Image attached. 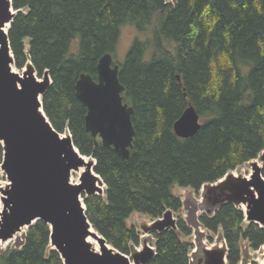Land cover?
<instances>
[{
  "label": "trees",
  "instance_id": "1",
  "mask_svg": "<svg viewBox=\"0 0 264 264\" xmlns=\"http://www.w3.org/2000/svg\"><path fill=\"white\" fill-rule=\"evenodd\" d=\"M8 31L14 65L32 66L52 84L44 112L60 134L70 132L81 155L94 159L104 195L84 196L93 228L117 251L140 246L134 213L161 218L180 210L176 186L199 192L264 151V0H13ZM149 33L116 59L122 28ZM119 65L123 101L133 108L135 138L129 159L86 130L87 109L77 98L80 76L97 80L105 54ZM202 127L191 138L174 133L189 105ZM4 148L0 143V167ZM264 175V171H263ZM1 178V172H0ZM199 217L220 234L228 264L241 261L242 242L257 251L264 228L226 202ZM153 232L156 255L148 264H191L192 230ZM51 229L38 220L22 243L0 249V264H64L50 245Z\"/></svg>",
  "mask_w": 264,
  "mask_h": 264
},
{
  "label": "water",
  "instance_id": "2",
  "mask_svg": "<svg viewBox=\"0 0 264 264\" xmlns=\"http://www.w3.org/2000/svg\"><path fill=\"white\" fill-rule=\"evenodd\" d=\"M12 3L13 0H0V143L4 148L0 169L8 180L6 187L0 186L3 205L0 241L14 239L24 228L41 220L50 226V245L64 264H148L155 257L156 249L146 247L130 258L111 247L91 225L81 196L84 193L87 197L102 195L103 189L96 185V179L106 185L91 173L96 161L86 162L74 146L70 132L62 137L47 118L42 97L52 84L49 72L39 80L32 66H27L22 75L12 69L14 55L8 38L15 17ZM97 73V80L90 74H82L76 85L77 98L87 109L86 130L99 137L104 146L113 147L120 156L129 159L135 138L134 111L123 101L125 87L112 54L100 59ZM201 127L200 116L190 104L173 129L176 136L188 139ZM258 158L264 163V151ZM251 166L248 178L227 179L223 183L230 194L222 203L245 205L247 221L264 228V167L256 160ZM81 167H87V171L81 182L74 184L71 174ZM177 228L173 211L168 209L161 218L142 229L150 234ZM89 237L97 240L100 252L88 242ZM199 264H226V255L209 250Z\"/></svg>",
  "mask_w": 264,
  "mask_h": 264
},
{
  "label": "rangeland",
  "instance_id": "3",
  "mask_svg": "<svg viewBox=\"0 0 264 264\" xmlns=\"http://www.w3.org/2000/svg\"><path fill=\"white\" fill-rule=\"evenodd\" d=\"M175 1L176 0H168V2H175ZM13 13L16 14V11H14ZM147 37H149V33L147 32L142 33L132 26L123 27L120 41L116 51V59L120 62H123L127 51L129 50L130 46L135 41V39L139 38L141 40H145ZM26 67H24L23 69H18L14 64L12 65V69L21 75L26 70ZM34 74L37 77V79L39 80L43 79V76L40 77L37 72H34ZM85 160L88 163L94 162L92 159L87 157H85ZM256 161H260V158H257ZM252 162H254V160L228 173L226 178L221 179L223 180L222 183L221 180H219L215 184L203 187L199 192L193 191L192 189L189 188H182L179 186H176L174 188V194L178 198H180L182 202V207L180 208V210L178 211L172 210L174 214V218L177 220V222L180 220L183 221L187 225V227H189L192 230V235L186 238V240L192 243L194 246L190 252L191 264H199V261L201 259L206 258V252L209 250H219L221 252H224L226 255V264H228L227 254L229 249L225 240L222 238V236L219 233L215 235L205 230L203 227H201L199 223V217L204 213L212 214L213 212L212 210L217 206H219L224 201L223 199L230 194L226 186L223 184L226 182L227 179H228L227 181H232L235 178L250 176L252 172V166H251ZM90 170L93 175L97 176V174L94 172L93 166L91 167ZM86 171H87V167H81L80 170L73 171L70 177L71 182L74 184L80 183L81 178ZM0 172H1L0 186L3 185L6 187L8 185V180L6 179V175L4 174V172L2 170H0ZM96 185L100 186L103 189L102 195H104L106 187L97 179H96ZM84 196H87V194L84 193L81 196L82 201H84ZM2 207L3 205L0 201V214L2 211ZM237 207L243 210L244 212H246L244 205H237ZM155 220H156L155 218H151L148 215H144L140 213H134L129 218L128 220L129 224L137 228L141 238L140 246L135 248V253L142 252L146 247L155 249L156 239L154 235L152 233L146 234L142 229L144 226L151 225ZM246 223L249 222L247 221ZM24 229H23L24 232L22 231H21L22 233L19 232L20 234L18 233L14 239L7 242L0 241V249H5L8 246H15L22 243L28 231V228H24ZM94 250H96V248H94ZM96 251L100 252L99 246ZM129 257L132 258V256ZM239 264H264V246L261 247L259 250L254 251L249 248L248 244L245 241H243L242 249H241V261Z\"/></svg>",
  "mask_w": 264,
  "mask_h": 264
},
{
  "label": "bare ground",
  "instance_id": "4",
  "mask_svg": "<svg viewBox=\"0 0 264 264\" xmlns=\"http://www.w3.org/2000/svg\"><path fill=\"white\" fill-rule=\"evenodd\" d=\"M43 112V111H42ZM68 135V133H64L63 135H62V137H65V136H67ZM258 162V164L260 165V167H263V165H264V163H262V162H260V161H257ZM83 170V169H82ZM81 170V171H82ZM249 177V176H248ZM247 177V178H248ZM1 187L3 188V187H5V186H3V185H1ZM244 207H245V210H246V206L244 205ZM25 230V229H24ZM24 230H22V232H24ZM21 232V233H22ZM20 234V233H19ZM88 242L90 243V244H92V246L94 247V248H96V250H97V248H98V246H99V244H98V242H97V240H95L94 238H92V237H89V239H88ZM100 247V246H99Z\"/></svg>",
  "mask_w": 264,
  "mask_h": 264
},
{
  "label": "snow or ice",
  "instance_id": "5",
  "mask_svg": "<svg viewBox=\"0 0 264 264\" xmlns=\"http://www.w3.org/2000/svg\"><path fill=\"white\" fill-rule=\"evenodd\" d=\"M21 83H23V81H21Z\"/></svg>",
  "mask_w": 264,
  "mask_h": 264
}]
</instances>
